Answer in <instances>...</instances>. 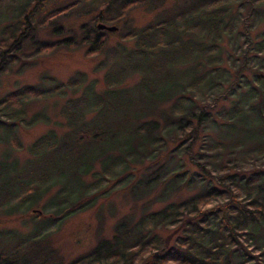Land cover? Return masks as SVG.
<instances>
[{
	"label": "trees",
	"instance_id": "16d2710c",
	"mask_svg": "<svg viewBox=\"0 0 264 264\" xmlns=\"http://www.w3.org/2000/svg\"><path fill=\"white\" fill-rule=\"evenodd\" d=\"M30 1L0 29V75L30 46L34 23L44 27L87 3L97 11L93 21H109L116 30L126 11L142 2L123 0L115 6V0H69L44 11L36 22ZM238 1L188 0L165 13L169 18L122 34V40L136 39L121 57L142 61L117 79L104 76V91L91 96L93 86L85 90L88 106L75 113L79 118L69 112L64 122L71 141L46 133L30 149L28 160H36L35 166L17 165L14 159L13 165H0V213L12 215L44 198L41 217L27 233H0V264H264V27L249 46L254 23H264V0H245L246 15L229 19V4ZM244 5L238 2L239 11ZM118 6L124 10L118 12ZM240 26L241 50L229 42L225 71L219 39L235 35ZM83 28L79 44L87 45L89 55L99 53L114 31L96 24ZM176 35L183 36L181 41L173 40ZM72 43L70 38L42 42L33 52ZM183 64L189 67L176 70ZM131 73L135 83L121 87ZM63 88L74 91L69 80L49 93L22 85L0 96V139H13L6 140L8 150H15L14 133L25 107ZM80 113H92V119L84 122ZM92 142L106 150L88 149ZM98 159L100 174L89 173ZM84 175L92 181L86 184ZM111 177L115 181L109 187L96 191ZM115 188L136 206L115 220L109 234L97 231L84 251L63 256L49 241L52 228Z\"/></svg>",
	"mask_w": 264,
	"mask_h": 264
},
{
	"label": "rangeland",
	"instance_id": "374dc122",
	"mask_svg": "<svg viewBox=\"0 0 264 264\" xmlns=\"http://www.w3.org/2000/svg\"><path fill=\"white\" fill-rule=\"evenodd\" d=\"M24 1L25 0H16L15 5H12L10 0L8 3L2 0L0 1V5H2L0 8V29L3 25L12 20L20 6L24 4ZM67 1L69 0H33L30 1L28 5L33 6L35 21L38 22L44 11L64 4ZM122 1L123 0H115V6L118 3L119 6L122 3H125ZM186 1L188 0H142L140 5L130 7L125 15L118 20L116 23L118 29L116 30H119V33H117L116 30L107 33L106 44L103 49L99 53L91 55L85 53L88 49L87 45L79 44V39L82 30L86 29L83 28V26L89 27L94 25L95 21H93V18L97 12L95 7L91 6L90 8L87 3H81L71 13L68 12L57 18H53L51 23L44 27H40L39 24L34 23L37 29H35L32 39L27 42L30 46H26L23 54H17L18 59L8 65L7 69L0 75V96H3L4 93L16 90L22 85L34 86L40 88L44 93H49L56 86L66 84L69 80L74 86V88H72L74 91L63 88L60 93L29 103L23 112L24 120L21 116L22 121L19 122L21 124L17 126L16 132L14 133L15 142L13 145H15V150H8L9 144L6 140L12 141L13 139L11 136L9 139L8 136L3 137L5 140L0 139V147L7 149L3 150L0 148V165H13L16 161L17 165L24 163L27 166H35L33 164L36 160L28 159L32 157L30 149L34 146L38 138L52 131L56 138H64L68 132V128L64 125V122L65 119H67L69 112L72 116H74L75 113L79 115V110L81 112L82 108L88 106L83 102L85 97L88 98L89 94L92 96V92L96 94L108 88L103 82L104 76L107 75L108 78V75H110V78H116L128 71H135V68L141 63L142 60L136 58V56L129 57L130 55H128L127 57H121L123 56L120 55L122 51L126 52L133 48L134 40L136 38L132 37L128 40H122L120 36L130 31L133 27L139 28L153 21L157 22L162 19L159 17L164 16L167 12L170 14V11L183 5ZM238 2L245 4L244 9L242 8L241 11L238 9ZM238 2L237 4H233L232 2L229 4V19L231 18L234 20L236 16L246 15L248 4H246L245 0ZM6 3L7 5L5 6ZM119 6L117 8L118 12L123 9ZM110 7L114 6L111 4ZM115 8L116 7H114L111 14L115 12ZM260 9H262V5L260 6ZM110 11L111 9L107 12L105 10V14H108ZM19 15L22 17L21 13ZM164 17L166 19L169 18L166 15ZM247 18L248 16L244 18L243 22ZM103 23L108 26L113 25L106 20H103ZM258 24L259 23H254L255 30L250 32V47L257 39L256 32L264 27V23H260V25ZM227 28H229V26H226V29ZM243 30L244 28L240 26L237 28L235 35L225 33L219 39L220 48H218L217 53L222 59L223 66H221V69L225 71L229 70V66H226L225 64L226 57H229V42L236 43L233 44L235 51L241 50V47L238 45L240 39L237 38V35ZM174 37L173 40L177 39L181 41L180 39L183 36L176 35ZM67 38H70V42H73L69 46L60 45L56 49L47 50L40 55L33 52L35 49L34 47H37L42 42L51 40L63 41L67 40ZM188 67L189 65H178L176 70L180 71L187 69ZM201 67L206 68L205 65H201ZM110 68H112V70ZM136 80L137 76L135 73H131L123 78L120 86L131 87ZM78 81L81 83H76ZM91 86H93V90L90 92L88 91L89 94H87L85 90H89ZM116 86L118 87V85ZM127 91H130V88H128ZM101 94L99 95V98H101ZM117 98L121 99L118 92ZM82 115L80 113L81 117ZM92 116V113H85L83 115V121H90ZM74 117L79 118L78 116ZM33 118H35V120ZM65 137H68L69 141H71L69 135ZM88 145L91 148H86L94 149V151L95 149L97 151L105 149V147L97 148L93 142ZM8 155H10L12 159L8 158ZM47 157L48 156H44L42 159H48ZM46 162H44V164ZM44 164L42 165L44 166ZM101 164L102 163L99 159L93 160L89 173L93 172L99 175ZM20 176L23 178V175ZM115 177L116 179L118 178V176ZM115 177H111V180L104 183L105 188L100 187L96 189V191L102 192L103 189L105 190L109 187L110 183L115 181ZM50 178H52V181L58 180V176L54 177L51 175ZM82 178L86 184L93 179L90 175H84ZM59 179L62 180L63 183L66 182V177L64 175H61ZM54 190L51 192L49 191L50 193L48 196L52 192H55ZM123 192H121L119 188H115L108 191L106 195L99 196V194L95 196L96 198L91 206L86 207L83 211L67 216L60 224L53 227V231L50 232L49 235V241L65 257H70L84 251L95 241L97 231L103 235L109 234L115 220L121 214L130 212L133 207L136 206V204L132 203ZM43 201L44 198H41L36 205H31L25 210L20 209L19 211L12 213V215L7 214L6 212L0 213V233L4 234V229L20 235L27 233L31 228L33 220L41 217L39 206H42L41 203ZM15 233L12 235L17 236ZM5 235L7 234H4V236Z\"/></svg>",
	"mask_w": 264,
	"mask_h": 264
},
{
	"label": "water",
	"instance_id": "95a60500",
	"mask_svg": "<svg viewBox=\"0 0 264 264\" xmlns=\"http://www.w3.org/2000/svg\"><path fill=\"white\" fill-rule=\"evenodd\" d=\"M97 27L98 28H103V29H105L107 31H113L115 29V27L112 26V25L106 26V25H103V24H98Z\"/></svg>",
	"mask_w": 264,
	"mask_h": 264
},
{
	"label": "flooded vegetation",
	"instance_id": "af4514ba",
	"mask_svg": "<svg viewBox=\"0 0 264 264\" xmlns=\"http://www.w3.org/2000/svg\"><path fill=\"white\" fill-rule=\"evenodd\" d=\"M99 23L101 24L102 22H98V21H97V22H95V24H96V25H98ZM95 24H94V25H95ZM102 29H103V28H102Z\"/></svg>",
	"mask_w": 264,
	"mask_h": 264
},
{
	"label": "bare ground",
	"instance_id": "6f19581e",
	"mask_svg": "<svg viewBox=\"0 0 264 264\" xmlns=\"http://www.w3.org/2000/svg\"><path fill=\"white\" fill-rule=\"evenodd\" d=\"M100 24V23H99ZM101 24H103V23H101ZM104 25V24H103ZM108 26V25H107Z\"/></svg>",
	"mask_w": 264,
	"mask_h": 264
}]
</instances>
